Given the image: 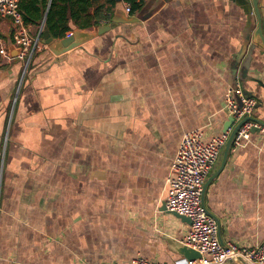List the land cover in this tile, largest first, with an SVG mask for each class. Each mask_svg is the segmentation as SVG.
Returning <instances> with one entry per match:
<instances>
[{
  "label": "crops",
  "instance_id": "obj_1",
  "mask_svg": "<svg viewBox=\"0 0 264 264\" xmlns=\"http://www.w3.org/2000/svg\"><path fill=\"white\" fill-rule=\"evenodd\" d=\"M141 1L134 13L117 2L102 25L122 15L141 21L61 54L45 44L25 75L22 59H0V264H131L139 255L173 264L182 257L165 237L182 241L190 223L163 203L183 134L223 132L225 94L237 81L264 121L262 45L248 77L240 73L254 12L233 0ZM31 3L35 37L47 10ZM259 10L264 34V0ZM12 32L0 18L8 44ZM220 158L205 206L225 244L253 247L264 240V134Z\"/></svg>",
  "mask_w": 264,
  "mask_h": 264
},
{
  "label": "built area",
  "instance_id": "obj_2",
  "mask_svg": "<svg viewBox=\"0 0 264 264\" xmlns=\"http://www.w3.org/2000/svg\"><path fill=\"white\" fill-rule=\"evenodd\" d=\"M21 1L0 0V18L10 19L13 24L12 42L19 49L17 58L24 61L25 75L33 57L45 45L42 40L44 23L38 34L32 37L19 10ZM126 11L131 12L130 3H126ZM0 59L6 62L14 59L10 54L9 44L1 35ZM257 104V99L246 94L239 81L226 91L224 109L236 122L246 116H253ZM255 128L264 134V125L251 119L245 121L238 129L233 143L236 146L247 143ZM206 130L204 127L196 128L183 134L167 179L168 193L165 199L169 212L190 218V229L181 242L200 252L202 259L189 261L178 258L173 264H264V240L253 247H241L234 242L223 244L219 237L217 220L206 212L202 204L204 183L218 161L231 132L229 128L207 139ZM131 264L166 263L139 255Z\"/></svg>",
  "mask_w": 264,
  "mask_h": 264
},
{
  "label": "water",
  "instance_id": "obj_3",
  "mask_svg": "<svg viewBox=\"0 0 264 264\" xmlns=\"http://www.w3.org/2000/svg\"><path fill=\"white\" fill-rule=\"evenodd\" d=\"M118 1H120V0H118ZM233 1H235L239 6H241L245 12H247V13L254 12L257 15V19H258V28L254 32V39H253V45L251 47V51H250L249 55L247 56V58L245 59L243 65L241 67V71H240L241 79L245 80L249 74V69H250L251 59H252V52L255 48V45L260 44L264 48V34H263V30H262V20H261V14H260V10H259V0H233ZM139 21H141V19H139L138 17H128L126 15H122V17L113 18L112 23H110V24H105V25L101 24L100 26H98L96 33H91V32L86 31V30L77 29L76 31L72 32L69 36L61 38L59 40L52 37L50 32L48 30L44 29L43 35H42V40H43V43H45L46 45H49L50 49L55 54H61L63 52H66V51H68V50L92 39L93 37H95L97 35H101L107 31L114 29L117 26V24H119V23H136ZM9 49H10L11 56L14 58H17V55L19 54V49L15 47V45L13 44L12 41L9 43ZM249 119L255 120V121L261 123L262 125H264V121L259 120V119L255 118L254 116H246L243 119H241L239 122H237L236 124H235V119L230 116L228 121L225 123L224 131H227L232 125L234 127L230 133V136H229L227 142L225 143V145L222 148V152L220 155L221 156V158H220L221 163H224L227 151L230 148V146L233 144V141H234V138L236 136L238 129L241 127V125L245 121H247ZM255 131H258V129L255 128L253 130V132H255ZM209 180L210 179L207 178L205 183H204L203 192H202V204H203L206 212L210 216L216 218V220L218 222V227H219V237H220V240L222 241L221 235H220L219 219L215 215L210 213V211L206 208L205 203H204V195H205V191H206L207 185L209 183ZM163 209L167 210L165 203H163ZM171 213H173L176 217L182 219L183 221H186V222L191 224V220L189 217L181 215V214L176 213V212H171ZM165 239L171 245L173 251H175L177 254H179L182 258H185L189 261L202 259V254L200 252H198V251L194 250L193 248L187 246L186 244L182 243L181 241H177L174 238L169 237V236H166ZM223 244H225V243L223 242ZM229 264H237V263L230 262Z\"/></svg>",
  "mask_w": 264,
  "mask_h": 264
},
{
  "label": "trees",
  "instance_id": "obj_4",
  "mask_svg": "<svg viewBox=\"0 0 264 264\" xmlns=\"http://www.w3.org/2000/svg\"><path fill=\"white\" fill-rule=\"evenodd\" d=\"M22 0L19 10L26 24L30 21L37 22L34 14L24 6ZM131 4L132 13L142 6L141 0H120ZM118 0H32V7L37 12L47 10L44 29L48 30L54 38H64L67 33L73 31V24L77 29H89L98 27L102 22L112 19V11ZM43 14L40 15L41 20Z\"/></svg>",
  "mask_w": 264,
  "mask_h": 264
}]
</instances>
